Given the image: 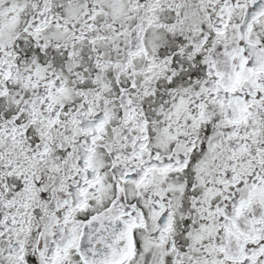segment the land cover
I'll use <instances>...</instances> for the list:
<instances>
[{"label": "snow or ice", "instance_id": "snow-or-ice-1", "mask_svg": "<svg viewBox=\"0 0 264 264\" xmlns=\"http://www.w3.org/2000/svg\"><path fill=\"white\" fill-rule=\"evenodd\" d=\"M0 264H264V0H0Z\"/></svg>", "mask_w": 264, "mask_h": 264}]
</instances>
